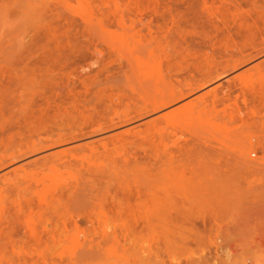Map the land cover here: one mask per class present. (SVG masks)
I'll use <instances>...</instances> for the list:
<instances>
[{"label": "rangeland", "instance_id": "rangeland-1", "mask_svg": "<svg viewBox=\"0 0 264 264\" xmlns=\"http://www.w3.org/2000/svg\"><path fill=\"white\" fill-rule=\"evenodd\" d=\"M138 60L166 85L214 79L178 105L211 90L218 98L184 111L159 149L143 136L113 138L143 130L150 118L3 167L0 264H264V0H0V162L93 132L124 109L125 82L139 75L130 69ZM258 66L262 76H248ZM193 139L202 149L195 153L216 152L210 160L196 154L217 172L194 174L200 158L192 150L186 159L194 143L185 144ZM84 144L96 151L81 167L47 170L52 154L72 149L82 157ZM230 154L245 166L241 174H231L238 164L227 161ZM68 235L79 240L65 242Z\"/></svg>", "mask_w": 264, "mask_h": 264}, {"label": "bare ground", "instance_id": "bare-ground-1", "mask_svg": "<svg viewBox=\"0 0 264 264\" xmlns=\"http://www.w3.org/2000/svg\"><path fill=\"white\" fill-rule=\"evenodd\" d=\"M257 53H259V52H257ZM251 58H253V57H251ZM250 58V59H251ZM246 58H244L243 60H245ZM242 61V60H241ZM247 61V60H246ZM246 61H242V62H239V63H233V64H231V65H227L225 68H223L222 70H221V72H218L216 75H215V77H214V75H213V77L214 78H217V79H221V78H223L225 75H226V73L228 72V71H233V70H236L238 67H240L241 65H243ZM261 66H258L257 68H256V72L255 73H250L249 72V74H248V76H250V77H253V79L255 78V76H259V75H261ZM131 69V71L133 72V73H135V72H137L138 74V76H134V78H132V77H129V78H127V82H125V91L124 92H127L126 90H128V92H129V94L127 95L126 93H124V95L126 94V96H127V98H126V101H124V109H122L121 111H118V109L116 110V111H114V113H113V116L111 117V118H109L107 121H105L104 123H102V124H100L99 126H98V128H95V129H97V130H95L94 129V131L93 132H90V133H85V134H80V135H77V136H72V137H64V136H61V137H58L56 140H52V141H49L48 142V144L46 145V146H44V147H39V148H37V149H35V147H33L32 149H34V150H31V151H27V152H24V153H22L21 155H19V156H17V157H13L12 156V158H10L9 160H4L3 159V161L2 162H0V170L3 168V167H5L7 164H9V163H12L14 160H18V159H20V158H22V157H24V156H27V155H32V154H35V153H37V152H39V151H41V150H44V149H51V148H54V147H56V146H61V145H64V144H70V143H73V142H76V141H79L80 139H85V137L86 136H90V135H93V134H96V135H98L97 133H100V132H102V133H104V132H109V131H113V130H116V129H118V128H120V127H122V126H126V125H135V124H138V123H140V122H143V120H145V119H150L147 123H144L143 125H142V127H143V130H141L140 131V127H139V125L138 126H136V127H132L131 129H127L126 131H124L123 133H121V134H119V135H117V136H114L113 138H115L116 140H120V141H123V140H125L124 138L126 137V136H128V135H132V136H143V139L145 140V139H149V140H153L154 142L153 143H156L155 145H156V147L159 149V147L161 146V145H163V140H162V138H163V136H165V133H166V131L169 129V128H171V127H173V125H174V123H176V120H177V118L179 117V116H181L183 113H184V111H185V113H186V110H196V109H198L199 110V107H201V105H203V104H205L206 103V101H209V100H207V99H211L212 100V102H215L216 100H217V98H218V93H217V90H211V92H208V93H205V94H203V95H199V96H197V97H195L194 99H192V100H189L188 102H185V103H183V104H180V105H178L179 103H181V101L182 100H184L185 98H187L188 96H190V95H192L193 93L195 94L196 93V91H198L199 89H203V88H201L202 86H205V83L204 82H206L207 83V85H208V82L209 81H214V79L213 80H208V81H204L203 83H202V81H200L201 82V84L200 85H194V84H192L191 82H188V81H184V82H177V83H174V84H169V85H166V83H165V81L161 78V77H154V73H153V69L154 68H152L151 66H149L148 64H146V63H144V62H142V61H140V60H138L137 61V65H136V67H131L130 68ZM255 69V68H254ZM234 72V71H233ZM213 74V73H212ZM155 75H157V74H155ZM129 76H131V75H129ZM262 76V75H261ZM127 77V76H126ZM242 78H243V76L241 75V76H238V77H236L235 79H234V82L233 83H231V84H229L228 85V89H231L232 87H235V82L236 81H239V82H242ZM263 78V77H262ZM246 82V81H245ZM248 82V85L249 84H251V83H249V81H247ZM260 83H262V82H260ZM126 84H127V88H126ZM243 84V83H242ZM206 85V86H207ZM263 85V84H262ZM237 86H238V84H237ZM254 87V86H253ZM257 87V86H256ZM205 88V87H204ZM237 88V87H236ZM248 88H250V86L248 87ZM255 88V87H254ZM234 90V89H233ZM251 90H253V89H251ZM258 90H260V89H257V91ZM201 91V90H200ZM200 91H199V93H200ZM231 91V90H230ZM228 92V93H231V92ZM234 91H236V90H234ZM127 92V93H128ZM202 92V91H201ZM252 92V91H251ZM253 92H254V90H253ZM252 92V93H253ZM256 94V93H255ZM229 95V94H228ZM232 95V94H231ZM230 95V96H231ZM243 95V94H242ZM239 101V100H238ZM210 102V101H209ZM234 102V101H233ZM237 102V101H236ZM240 102V101H239ZM243 104V103H242ZM118 105H120V103L118 104ZM176 105H178V106H176ZM209 105V104H208ZM247 105V104H246ZM174 106H176L175 108H173V109H171V110H169V111H167L168 109H170V108H172V107H174ZM238 107V106H237ZM240 109V108H239ZM167 111V112H165V113H162L163 111ZM242 110H244V109H242ZM200 111V110H199ZM243 112V111H242ZM242 112H240V113H242ZM160 113H162V114H160ZM226 113H227V110H226ZM239 113V114H240ZM253 113V112H252ZM202 113H200V115H201ZM203 115V114H202ZM256 115V114H255ZM183 116V115H182ZM214 117V115L211 117V118H213ZM219 117V116H218ZM217 117V120H215V121H220L221 122V120L219 119ZM201 118V117H200ZM216 117H214V119H215ZM227 118V117H226ZM226 118L224 119V123H225V121H226ZM233 118V117H232ZM214 119H213V121H214ZM255 120V119H254ZM257 120V119H256ZM223 121V120H222ZM228 121V120H227ZM229 122V121H228ZM181 123V122H180ZM227 123V122H226ZM185 126V125H184ZM229 126V125H228ZM231 128V127H230ZM233 128V127H232ZM239 128V127H238ZM194 129V128H193ZM252 129H253V127H252ZM174 131V130H173ZM222 131V130H221ZM232 131V130H231ZM249 131V130H248ZM254 131V130H253ZM262 131H264V130H262ZM113 132H115V131H113ZM169 132V131H168ZM167 132V133H168ZM176 132V131H175ZM177 132H179V131H177ZM251 132V131H250ZM166 133V134H167ZM183 133V132H182ZM243 133H245V132H243ZM258 133V132H257ZM225 133H223V135H224ZM238 133H235L234 134V136L235 135H237ZM261 134V133H260ZM168 135V134H167ZM172 135V134H171ZM177 135V134H176ZM254 135H256L257 137L259 136V135H257V134H254ZM170 136V135H169ZM256 136H255V138H256ZM91 137V136H90ZM173 137V136H172ZM176 137H178V135L176 136ZM175 137V138H176ZM182 137H185V135H181V138ZM252 137V136H251ZM88 138V137H87ZM180 138V137H179ZM186 138H187V136H186ZM231 138H233V137H231ZM238 138V137H237ZM173 139V138H172ZM239 139V138H238ZM253 139H254V137H253ZM89 140H91V139H89ZM107 140V139H106ZM240 140H242V139H240ZM249 139H247V141H248ZM251 140V139H250ZM261 139H259V141H260ZM85 141V140H84ZM99 141V140H98ZM243 141V140H242ZM246 141V140H245ZM255 141V140H254ZM264 141V140H263ZM174 142V141H173ZM195 141H194V139L192 140V141H189L188 142V144L185 142V144L186 145H190L191 143H194ZM210 142V141H209ZM208 142V144H210ZM233 142V141H232ZM253 142V141H252ZM177 143V142H176ZM190 143V144H189ZM206 143V142H205ZM248 143V142H247ZM195 144V143H194ZM194 144H191V145H193V148L191 149V150H189L187 153H189V154H187V153H183V154H187V157H186V159L187 158H189V157H193L192 155H190V154H192L193 152H192V150H196V149H198V147H194V146H197L196 144L194 145ZM197 144H198V141H197ZM214 144V143H213ZM229 144V143H228ZM233 144V143H232ZM254 144H255V142H254ZM183 145H184V143H183ZM199 146H200V148H202V146H201V144L199 143L198 144ZM85 148H87L88 149V151L87 152H85L84 153V155L82 156V157H77L76 155H74V154H72V152H73V150L72 149H67V150H63V151H60V152H57V153H54V154H52L51 155V159H52V164H51V166H49L48 168H47V170L48 171H50V172H56V171H58V170H60L61 168H66V169H70V168H73V169H77V168H79V167H81L82 166V164L85 162V161H87L88 159H90V157H92L95 153V151H96V148H88V145H86V144H84L83 145ZM260 147V149H262V147H263V144L262 145H259ZM205 147H208L207 145L205 146ZM256 147V146H255ZM79 149H81L82 147H78ZM102 148L103 149H105L106 148V145L105 144H102ZM123 148V147H122ZM125 148V147H124ZM229 148H230V146H229ZM235 148V147H234ZM78 149V150H79ZM231 149V148H230ZM85 150V149H84ZM117 150V149H116ZM195 150H194V153H195ZM199 150V149H198ZM202 150V149H201ZM201 150H199L200 151V153H201ZM212 150H213V148H212ZM235 150V149H234ZM263 150V149H262ZM114 151V150H113ZM199 151H197L196 153L198 154V155H204L205 154V156L207 157V155H206V153H203V151H202V153L203 154H200L199 153ZM211 151V150H210ZM209 151V152H210ZM220 151V150H219ZM227 151V150H226ZM236 151V150H235ZM190 152H192V153H190ZM221 152V151H220ZM224 152V151H223ZM245 152V149H244V151H243V153ZM249 152H251L250 150H249ZM181 153V152H180ZM193 153V155H197L196 153L194 154ZM216 153V152H215ZM214 152H212V154H211V152L209 153V155L210 156H212V155H214L215 154ZM246 153H248V151L246 150V152H245V154ZM252 153V152H251ZM182 154V153H181ZM231 154H233L234 155V153H231ZM231 154L229 155L230 157H228V158H226V159H228L227 161L229 162V159L231 158ZM117 155V154H116ZM190 155V156H189ZM196 156V157H199V156ZM251 155V154H250ZM38 156V155H37ZM182 156V155H181ZM204 156V162H205V159L207 160V158L208 157H210V156H208L207 158ZM228 156V155H227ZM235 156V155H234ZM248 156V155H247ZM196 157H194V159L196 158ZM201 157H203V156H201ZM201 157H199L200 158V161L198 162L199 164H195V166H196V168H194V166H193V168L194 169H196V170H194V174H197L196 173V171L198 170V175L197 176H199L200 174H202V175H204V174H206L205 172H204V174H203V171L204 170H206V171H209V172H211L212 170H214V171H216L215 170V168L214 169H212V164H210V162L208 163V164H202V163H204V162H202L201 161ZM214 158H215V156H213ZM259 157V156H258ZM257 157V158H258ZM263 157V156H262ZM27 158V157H26ZM178 158V157H177ZM176 158V159H177ZM191 158H189L190 160H191ZM214 158H212V159H214ZM219 158H222V159H224L225 160V163H226V165H228V163L226 162V159L224 158V157H219L218 156V159ZM235 158V161L234 160H231L230 162L232 163V161H233V164L235 165L236 163L238 164V162H237V159H236V157H234ZM233 157H232V159H234ZM182 159V158H181ZM181 159H180V161H181ZM203 159V158H202ZM211 158H208V160H210ZM216 159V158H215ZM221 159V160H222ZM252 159V158H251ZM259 159V158H258ZM30 160V159H29ZM190 160H184V162H183V166L186 164L187 165V167L188 166H190V164H189V162L188 161H190ZM196 160V159H195ZM219 161V163H218V166H220L219 168H222V166L220 165L221 163H223L222 161ZM240 160V159H239ZM253 160L254 159H252V162L251 163H253ZM188 162V164L187 163H185V162ZM246 161V160H245ZM245 161H241L240 160V162H244V165L246 164V167H248L247 166V163L245 162ZM255 161V160H254ZM175 162V161H174ZM200 162H202L201 163V165H200ZM229 162V163H230ZM248 162V161H247ZM257 162H259V161H257ZM185 163V164H184ZM192 164H194V163H192ZM211 166H210V165ZM233 164H230V166H232ZM256 164V163H255ZM254 164V165H255ZM36 165V164H35ZM197 165H199V166H197ZM204 165H207V166H204ZM248 165L249 166H251V169H252V167L254 166L253 164H249V162H248ZM253 165V166H252ZM85 166V165H84ZM178 166V165H177ZM182 166V167H183ZM202 166V167H201ZM203 166H204V169H203ZM210 166V167H209ZM257 166V165H256ZM256 166H254L253 167V169L255 170L256 168ZM258 166H260L259 164H258ZM86 167V166H85ZM155 167V165L153 166V168ZM180 167V166H179ZM199 167V168H198ZM223 167H225L224 165H223ZM228 167V171H229V166H227ZM239 167V164L237 165V167H236V165L235 166H233V168H231L230 169V172H231V174H234V176L236 175V173L235 172H237V174L239 173V174H241L238 170H242V168H245V166L243 167V165L241 166V168L239 167V169H237ZM261 167V166H260ZM260 167H257L258 169H260ZM262 167H263V165H262ZM156 168V167H155ZM184 168V167H183ZM192 168V169H193ZM198 168V169H197ZM209 168V169H208ZM249 168V167H248ZM63 169V170H64ZM186 169V168H185ZM184 169V170H185ZM222 169H224V168H222ZM233 169V170H232ZM250 169V170H251ZM19 170H22L26 175H28V172L26 171V170H24V167H20L19 168ZM183 170V171H184ZM200 170V171H199ZM221 170V169H220ZM225 170V169H224ZM237 170V171H236ZM254 170H251L252 171V173L250 172V173H248V174H251V175H254L256 172H257V170L255 171V173L253 172ZM67 171V170H66ZM188 171H189V169H188ZM201 171H202V173H201ZM232 171H234L233 173H232ZM249 171V170H248ZM21 172V171H20ZM190 172V171H189ZM217 172V171H216ZM215 172V173H216ZM220 173H222L221 171H219ZM191 173V172H190ZM225 173V172H224ZM228 173V172H227ZM217 174V173H216ZM215 174V175H216ZM231 174H230V176H231ZM245 174V173H244ZM247 174V175H248ZM257 174H259V176L260 175H262V173L260 174V172H258ZM201 175V177H203ZM228 175V174H227ZM246 175V176H247ZM250 175V176H251ZM21 176H23V175H21ZM39 176H40V174H37V175H33V177H34V180H35V183L38 185V184H41V185H43L42 184V179H40L39 178ZM49 177H50V175H48ZM71 176V175H70ZM184 176V175H183ZM206 176V175H205ZM204 176V177H205ZM222 176H224V175H222ZM230 176H228L227 178H229L230 179ZM238 176V175H237ZM254 176H257V175H254ZM186 177V176H185ZM192 177H194L193 175H192ZM218 177V176H217ZM221 177V176H220ZM232 177V176H231ZM70 178V177H69ZM225 178V177H224ZM243 178V177H242ZM241 178V179H242ZM247 178H248V176H247ZM194 179H195V177H194ZM200 179V178H199ZM246 179V178H245ZM193 180V179H192ZM187 181V180H186ZM189 181V180H188ZM191 181V180H190ZM222 181V180H221ZM224 181V180H223ZM231 181V180H230ZM229 181V182H230ZM184 182V181H183ZM193 182V181H192ZM205 182V181H204ZM228 182V184L230 185L231 183H229ZM44 183H45V185L47 184L45 181H44ZM208 183V182H207ZM222 183V182H221ZM191 184V183H190ZM203 184V183H202ZM225 184H227V183H225ZM36 185V186H37ZM44 185V186H45ZM150 184H148V186H149ZM228 185V186H229ZM190 188V187H189ZM203 188V187H202ZM201 188V189H202ZM224 188V187H223ZM46 189V188H45ZM191 189V188H190ZM204 189V188H203ZM44 192V191H43ZM42 192V193H43ZM41 192L39 191V193L38 194H40ZM37 194V197L39 196ZM44 194V193H43ZM44 195H46V194H44ZM210 195V194H209ZM224 195V194H223ZM43 196V195H42ZM41 197V196H40ZM39 197V198H40ZM39 198H38V200H39ZM43 199V198H42ZM36 200H37V198H36ZM138 200V199H137ZM41 201H44V199L43 200H41ZM88 204V203H87ZM83 206V205H82ZM85 206V205H84ZM85 208V207H84ZM88 208V207H87ZM86 208V209H87ZM29 209V208H28ZM102 210V209H101ZM84 211V210H83ZM26 215V214H25ZM39 216V215H38ZM106 217V215H103V217ZM27 217V216H26ZM107 218V217H106ZM147 218V217H146ZM96 219H97V217H96ZM105 219V218H104ZM108 219V218H107ZM107 219H105L106 221H107ZM95 220V219H94ZM99 220H100V218H99ZM98 221V220H97ZM96 221V222H97ZM102 221V220H101ZM105 221V222H106ZM95 222V223H96ZM121 222V221H120ZM125 222V221H124ZM25 223H27V222H25ZM77 223V222H76ZM104 223V222H103ZM97 224V223H96ZM106 224V226H107V223H105ZM122 224V223H121ZM98 225H100V224H98ZM110 225H112V224H109V226ZM127 225V224H126ZM134 225V224H133ZM28 226V225H27ZM102 226V225H101ZM125 226V225H124ZM75 227V226H74ZM73 227V228H74ZM26 228V227H25ZM56 228H58V227H56ZM123 229V228H122ZM125 229V228H124ZM78 230V229H77ZM62 231H63V228H62ZM101 231V230H100ZM68 232V231H67ZM66 232V233H67ZM69 233V232H68ZM77 233H79V234H81V233H83V232H79V230H78V232ZM60 236H63V235H65V233H61V231H60ZM61 234H63V235H61ZM78 234V235H79ZM60 236L58 235L56 238H58L59 237V239H61L60 238ZM81 235H79V237H80ZM28 237H29V239L31 240V241H33V242H36V243H38L39 241H40V234L35 230V228H33V227H29V231H28ZM64 237V236H63ZM88 237V236H87ZM76 238H78V237H76V236H73V235H68V236H65V242H68V243H72V242H74V240H76ZM81 239V238H80ZM50 240V239H49ZM77 240H79V239H77ZM76 240V241H77ZM52 241V240H51ZM62 241V240H61ZM55 242V241H54ZM59 243V242H58ZM84 243H85V241H84ZM54 247V246H53ZM51 248V247H50ZM14 249V248H13ZM41 251V250H40ZM49 252H51V251H46V253H49ZM53 252V251H52ZM25 255H27V253H24ZM30 254V253H29ZM34 254L37 256V257H41L43 254H42V252L40 253V252H34ZM50 255H51V253H49ZM55 254H57V253H55ZM56 256V255H55ZM52 257V256H51ZM54 257V256H53ZM45 258V257H44Z\"/></svg>", "mask_w": 264, "mask_h": 264}]
</instances>
